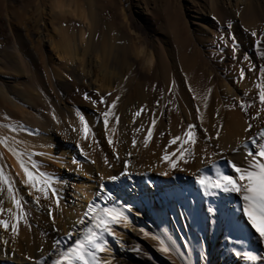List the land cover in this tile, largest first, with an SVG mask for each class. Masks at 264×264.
<instances>
[{
    "label": "rangeland",
    "instance_id": "374dc122",
    "mask_svg": "<svg viewBox=\"0 0 264 264\" xmlns=\"http://www.w3.org/2000/svg\"><path fill=\"white\" fill-rule=\"evenodd\" d=\"M69 1L66 0L69 7L74 9L76 14L79 11L83 12L85 20L81 21L77 17L70 16H67V19L64 18L63 21L58 18H53L51 22L45 19L47 24V31L45 32L51 33V29L54 27L53 24L61 26V34L65 25L70 24V21L74 22L75 25L90 21L89 12L87 11L88 5L80 1ZM250 2H253L255 7L254 19L248 9ZM136 5L141 7V13L139 14L135 11ZM42 6H47V3L42 0H0V82L13 91H33L38 86L45 87L49 93V100L53 101L50 102L51 106H57V108L51 110L52 112L54 110L56 114L57 111H60L59 101H65L70 109L72 108L71 112L74 115V119L70 116L66 118H72L78 126L79 120L75 113L79 110L92 127L91 129L94 130L93 125L98 126L96 131H92L94 134L92 135L93 151L88 150V148L74 149L69 154L71 155L70 164L74 163L75 166L79 163H87L94 166V168H105L110 167V165L113 167L118 160H123V162L128 160L130 164V159L133 156L138 157L141 153L138 142L143 143L144 141V137L140 139L137 132L135 133L138 125L143 122L141 117L146 114L149 118L151 117L152 122L153 112H157L161 108L160 119L162 125L154 138V141H157H155V145L157 144L156 149L151 153L154 158L153 166L143 172L147 176L145 179L149 182L152 180L154 186L159 189L169 186L177 188V184H183L186 179L196 180L198 172L200 175L211 177H215L217 171L233 174L231 168L227 165V161H232L237 166L247 167L249 160L246 154L258 147V144L252 143L249 136H252L259 144H264V139L260 138L261 133H264V112H260V115L257 116V112L264 106L259 102V90L256 88V84L264 80V74L259 71L261 67H264V0H242L234 6L217 0L91 1L90 8L97 16L95 18L98 32L102 29L103 24H111L124 32L133 58L132 72L134 75L139 77L147 70L148 73L154 71L159 57L170 63V56L166 51L165 43L167 36L172 49L175 50L178 45H182L183 48L188 43V48L196 51L199 63L206 74L211 93H213L206 120L200 116L197 118L196 111L192 115V120L187 119L188 115L185 107L179 108L178 105H172L167 101L161 104L162 92L159 81L154 86L158 95L150 97V100L146 103L135 105L130 102L119 104L116 102L111 110L112 115L109 117L107 130V135L112 137V145L108 143L103 117L100 113L107 111V106L112 104L113 100H123L121 94L115 87L110 89L112 92L106 90L98 93L95 92V88H87L83 85V88L87 89L80 95L84 98L87 94L90 99L86 100V104L73 102L72 84L74 81L69 75L68 63L64 59L61 60L56 57L55 54L53 55V52L48 50V45L40 44L41 25L34 20L35 14ZM188 8L193 10L188 11ZM170 9L178 12L186 23L187 29H189V39L186 44H184V33L180 32L181 29L179 31V26L177 24L173 26L172 16L169 18L170 21L169 19L168 21L163 19L165 13ZM30 16H33V24L30 26L32 34L28 38L31 41L33 39V50H37V61H33V64L27 62L22 55L12 33L14 28L19 27L17 22ZM83 23L82 26H84ZM253 31L257 33L256 36L252 35ZM220 37H223V39H220ZM55 38L58 39L57 36ZM234 46L235 51H233ZM245 56H247V59H245ZM77 57L82 56L78 54ZM147 57H150L149 62L146 61ZM71 64H77L83 75L86 73L84 57L78 61H73ZM241 71H243V77L240 75ZM94 72L98 74L99 71L95 68ZM39 73L43 74L44 77H38L40 76ZM179 74L182 77V73ZM87 76H90V73ZM100 82L104 84L102 79L95 84L98 85ZM167 92L169 94L171 90ZM112 93H115L114 99H111ZM101 97L105 101L103 104L99 102ZM93 100L96 101L95 105L92 103ZM2 105L6 106V102L0 97V106ZM242 105L245 107H242ZM20 107L27 111L39 110L33 106L26 107L24 105ZM138 111L140 115L136 116L135 113ZM173 111L181 113L179 118L185 125L193 124L195 126L196 143L190 146L194 155L188 159V163L185 164L183 161H179L178 168L170 170L167 162L161 161V155L165 152V145H167L170 138L183 134L179 131L178 124L176 123L174 127L172 123L171 117L175 113ZM229 111L237 113V116L239 115V124L244 126V129L239 132L240 134L237 132L235 135L238 141L233 149L236 151L234 152L232 149L224 153L218 144L221 132L229 119L232 121L237 119L232 114H228ZM17 114L19 113L14 114L16 119L14 117L12 119L17 120L19 116ZM124 114L126 119L123 120L121 117ZM117 117L119 118L118 121ZM133 120L140 122L135 129H133ZM249 124L252 125V128L245 131ZM114 125L115 132L112 131ZM217 131H219L218 137L216 135ZM161 133H163V136ZM133 139L136 140L135 146L132 143ZM61 145H65V150L70 148L68 142L57 140L54 146L51 145V149L53 148L54 151L59 152ZM141 146L144 147V145ZM185 147L189 146L185 145ZM113 148L115 152H113ZM176 148L177 145H170L168 151L173 152ZM81 149L84 155L81 154ZM128 153H131V155H128ZM51 155L53 154L50 153L49 156L51 157ZM197 159L198 162L204 163L195 166ZM105 160H107V163H105ZM179 168L186 170L180 171ZM90 177V184L88 185L90 189L86 193H82V189L77 186L74 180L56 179L60 186L57 189L60 191V199L67 201L69 197V199L74 200L76 193H79V196H85L84 198L91 203L99 204L96 198L97 192L101 191L100 184L102 182L96 172L91 173ZM168 181L173 184H169ZM103 183L108 186L107 180H104ZM18 188L24 191L25 198H29L25 187ZM139 189H142V187L140 186ZM213 191L215 192L214 195L210 193L205 196L200 188L197 191L192 188H185L177 195L169 194L161 196L155 202H143V206L139 208V215L130 212V226L127 227L128 229L131 226H140L141 229L143 228L145 231L152 233L165 231L176 240L177 247L182 255L166 256L157 250L154 241L145 237L141 232L138 233V236H131L128 229L123 226H116L115 231L119 234L120 239L125 234L131 240V247L123 257V263L264 264V244L258 241L254 230L247 225L246 218L243 217V202L240 199V194L218 189ZM70 195L73 197H70ZM208 204L210 205L204 209L203 206ZM209 208L214 209V211L209 212ZM29 209H32L31 205ZM78 214L81 213L78 212ZM108 239L111 244V252L102 253L101 258L110 260L111 264H120L115 262L119 245L111 237ZM121 241L125 244L124 240ZM136 248L139 251L133 250ZM236 251L241 253L249 251L258 259L248 261L243 255L237 256Z\"/></svg>",
    "mask_w": 264,
    "mask_h": 264
},
{
    "label": "bare ground",
    "instance_id": "6f19581e",
    "mask_svg": "<svg viewBox=\"0 0 264 264\" xmlns=\"http://www.w3.org/2000/svg\"><path fill=\"white\" fill-rule=\"evenodd\" d=\"M42 1L46 2L47 6L40 7V10L35 14L34 20L38 21L41 25L39 35L40 44L48 45V50L52 51L53 55L55 54L56 57L61 60L64 59V61L68 63V72L74 81L72 84L74 91V103L79 104L88 101L81 97L80 94L89 87L95 88V92L98 93H102L106 90L111 91L110 89L115 87L123 99L117 101L118 104L122 102H130L135 105H139L140 103H146L150 100V97L158 95L154 86L155 83L159 81L161 83L162 92L161 104L167 101L172 105H178L179 108L185 107L186 114L188 115L187 119H191L194 111H196L197 114V109H199V116L206 120L208 116V106L211 104L213 93L208 91L210 87L207 83L206 74L199 63L196 51L192 48H188L189 44L187 42L189 39V29H187L186 23L182 20L178 12L170 9L165 13L163 19L164 21H168V19L172 16L174 23H171H173V26L174 24L179 26V31L181 29L180 32L184 33H182L184 35V44H187L183 48L182 45H178L174 50L172 49L169 43L170 41L166 36V51L170 56V63L159 57L154 71L148 73L147 70L141 76L139 75V77H137L138 75L136 76L132 72L133 58L129 51V43L125 38L124 32L120 31L117 27L111 24H103L102 29L99 32L96 30L97 16L90 8L91 1L95 0H70L71 2L80 1L88 5L87 11L89 12L90 21L85 24L82 22L84 26L81 25V22L80 25H75L74 22L70 21V24L65 25L61 34V26H55L53 23L54 27H52L51 33L45 32L47 31L45 19L50 22L53 18H58L63 21L64 18L67 19V16H70L77 17L79 20L81 19V21H84L85 15H83V12L81 11L76 14L74 9L69 7V3L66 2V0ZM217 1H220L221 3H228V5L230 4L233 6L238 2H242V0ZM7 7H9V5H7ZM136 7V13H141V7L138 5H136ZM248 9L251 11L254 19L255 7L253 2L249 3ZM192 10V8H188V11ZM17 24H19V27L13 29V36L16 39L17 46L22 55L25 57L27 62L33 64V61H37V50H33V39L31 41L28 38V36H31L32 34V28H30V26L33 24V16L27 18L24 17L21 21L17 22ZM56 36L58 39L55 38ZM78 54L84 57L86 66V73L84 75L81 73L82 71H79L77 64H71L73 61H78L80 58L82 59V57H77ZM149 58L150 57H147L146 61L149 62ZM95 68L98 69V74L96 72H94L96 74L93 73ZM89 73L90 76H87ZM179 73H182V77ZM39 75L40 76L38 77L40 78L44 77L41 73H39ZM101 79L104 84L101 82L98 85L95 84ZM83 85L87 88L84 89ZM189 87L192 89L191 92L188 90ZM169 88L171 89V92L168 94L167 91ZM48 94V90L45 87L38 86L34 88L33 91H13L0 82V97H2L6 102V106H0V135L7 136L10 142L12 138L20 141V143L15 145V147H17L18 150H27V153L31 154V159L38 162L41 170L47 172L54 178V186L56 189H59L60 187L58 184L59 182L56 181V179L61 180L67 178L69 180H74L77 186L82 189V193H86L88 189H90L88 185L90 184L91 173L96 172L100 177L104 176L105 180H107L106 178L111 175L119 176V174L124 171L123 160H118L113 167L110 165V167L105 168H94V166H90L87 163H79L75 166L73 165L74 163L70 164L69 160L71 155L69 154H71L74 149L78 150L76 147V141L78 139L80 140V148H88V150L93 151V137L91 135L88 139H82L78 136L77 132L72 131L73 127L78 129L79 125L77 126V122L74 123L72 118H66L67 116H70L74 119V115L71 112L72 108L70 109L69 105L66 104L65 101H59L58 107H60V111H57L56 114L54 113V110L52 112L51 110L57 108V106H51L53 101L51 102L49 100ZM114 94L115 93L111 94V99H114ZM206 95L208 98L205 102L204 97ZM205 103L207 105L206 107ZM24 105L26 107H37L39 110H35L34 108L33 109L35 111L21 109L20 106ZM161 109L157 112H153V119L156 120L155 125H152L151 117L149 118L146 114L141 117V120L143 121H141V124L136 120H133L134 122L131 121L134 126L133 129H135L138 124H140L138 125V129L139 127H142L140 128V131H135V133L137 132V135L140 136V139L147 134L148 127L152 126L153 131L151 138L149 139L147 147H142L141 145L144 144L138 142V145L141 147V153L138 157L133 156V158L130 159V164L128 165L129 175L120 176L119 180L116 182H110L107 180L108 186L104 189L105 194L111 191L113 201L118 204L127 203L130 205L132 214L137 215V213H139V208L143 206V202H155L161 196L169 194L177 195L185 188H192L195 191L199 189V186L196 184V180L194 179H186L183 184H177V188L169 186L167 188L160 189L154 186L152 180L149 182V180L147 181L145 179L147 176L143 172L150 169L154 162V158L151 153L156 149L155 146L157 144L155 145L156 140L154 141V138L158 130L161 129L162 125L160 119ZM178 111H173L175 113L173 117H171L172 123L174 124V127L177 123L179 131L184 133L187 129V125L180 121L179 114L181 113H178ZM15 113H19L17 114L19 115L17 120H15L16 118L14 117ZM53 113L57 117L59 123H57V120L52 119ZM229 113L237 119L232 121L228 118L229 120L224 125L221 132L218 144L219 148L223 150L224 153L229 152L236 146L238 140L235 135L237 132L239 133L244 129V126L239 124V115L237 116V113L231 111H229L228 114ZM13 117L15 119H12ZM121 118L123 120L126 119L125 114ZM138 119L140 120V118ZM94 126L95 125H93V128L96 131L98 126ZM13 128L15 131L12 130ZM94 130L92 129V131ZM57 140L68 142L70 148L65 150V145H61L59 152L54 151L53 148L51 149V145L54 146ZM50 153L53 154L51 157L49 156ZM25 159H27V155L25 156ZM196 161L197 163L195 166H199L204 163L201 161L198 162V159ZM0 167H4L5 171L9 172L17 180V187L23 186L19 183V181L23 179V173L19 165H17L16 158L3 145H0ZM17 173H19V176H17ZM168 183L171 185L173 184L171 181H168ZM140 186L142 189H139ZM59 192L60 191H58V193ZM21 195L24 196V191L22 190ZM79 195V193H76V198L74 200L69 199V197L67 198V201L60 199L59 207H57L52 200L45 201L43 199L41 200V207H37L32 203L31 197L25 198V200L28 201L24 207L29 213L27 217L29 226H25V224L21 222L18 225V235L15 239H13L10 229L8 231L0 229V264H34V261L36 260H42L44 264H50V258H54L53 253L57 252L59 248H63L69 243L64 234L73 228L74 222L87 209L88 204L91 203L88 199L84 198L85 196L82 197ZM71 196L72 195H70V197ZM0 199L4 200L3 207L5 209L12 206L7 199L6 193L0 196ZM96 200L99 201L100 205L107 203L98 195ZM99 204L96 203V205ZM30 205L32 209H29ZM209 205L210 204L203 206L204 209H206ZM49 206L52 207L51 218L48 215ZM78 212L81 214H78ZM6 218L7 214L0 215V219ZM78 227L79 226H77V228ZM140 229V226H131L128 230L130 231L131 236H138ZM62 237H64L62 243L57 246V249H54V241L60 240ZM121 240H124L125 244H123V246L118 244L119 247L117 246L118 253L115 255V262L124 264L123 257L131 247V240L129 236L125 234L121 236ZM3 241H7V244H4ZM26 256L31 257V259H26Z\"/></svg>",
    "mask_w": 264,
    "mask_h": 264
},
{
    "label": "snow or ice",
    "instance_id": "6c2138e0",
    "mask_svg": "<svg viewBox=\"0 0 264 264\" xmlns=\"http://www.w3.org/2000/svg\"><path fill=\"white\" fill-rule=\"evenodd\" d=\"M256 32L253 31L252 35L256 36ZM223 39V37H220ZM235 51V46L233 47ZM247 59V56H245ZM260 73L264 74V67L260 68ZM243 77V71L240 73ZM256 88L259 90L258 98L262 106H264V80L256 84ZM171 90V89H169ZM192 91L191 87L188 89ZM211 91L210 89L208 90ZM195 98V97H193ZM207 95L204 97L205 102L207 101ZM84 99H90L85 94ZM118 99V97H117ZM103 104L104 98L101 97L100 101ZM117 100H113L112 104L108 105V110L101 112L100 115L103 117V123L105 127V135L109 145H112V137L107 135L109 117L112 115V108L116 104ZM93 105L96 101H92ZM205 103V107H206ZM242 107H245L242 105ZM260 112H264V107L257 112V116ZM76 116L79 120V128H72L73 132H77L78 136L82 139H88L92 133V129L86 120L85 116L79 111H76ZM136 116L140 115V112L135 113ZM197 118H199V109H197ZM53 120H57V117L53 113ZM118 121V117L116 118ZM57 123L59 121L57 120ZM156 124V120H152V125ZM11 127V126H6ZM71 127V126H70ZM194 125L189 124L187 129L182 135H177L168 140L165 145V152L161 155V161H166L170 170L178 168V162L183 161L187 164L188 159L194 155L191 145L196 143ZM252 125L249 124L245 131H249ZM15 131V129H12ZM115 132V125L112 128ZM135 131H140L136 129ZM153 128L149 126L147 134L144 136V146L147 147L149 139L151 138ZM163 136V133H161ZM219 136V131L216 133ZM261 139H264V133L260 135ZM249 139L253 144H258V147L254 151H249L246 156L249 160L247 167L237 166L232 161H227V165L231 168L233 174H227L220 171L216 172L215 177L200 175L199 172L196 178V184L205 196L215 194L213 190H221L224 192H232L240 194V199L243 202L242 214L246 218L247 225L250 226L257 236L260 243L264 244V144H259L252 136ZM20 141L12 138L11 142L7 136L0 135V145H3L8 149L9 152L16 158V162L19 165L23 179L19 181L27 189V195L32 198V203L37 207H41V200H52V202L59 207L60 196L54 186V178L45 171H42L37 161L31 159V154L27 153V150H18L15 147ZM133 146L136 144V140L132 141ZM177 145V148L173 152L168 151V146ZM188 145L189 147H185ZM76 147L80 148V140L76 141ZM235 152L236 150L233 149ZM113 152L115 149L113 148ZM81 154L84 155L81 149ZM27 155V159L25 156ZM131 155V153H128ZM119 159V157H117ZM107 163V160H105ZM129 161H124V171L119 176L111 175L106 179L110 182H116L120 176L129 175L128 173ZM180 171H185L184 168H179ZM167 174V173H165ZM19 176V173H17ZM101 191L97 193L98 196L102 197L107 203L104 205H95L90 203L83 214L74 222L73 228L64 234L67 237L69 243L63 248H59L57 252L53 253L54 258H50V264H111L110 260H103L101 258L102 253L111 252V244L109 237L117 244L123 246L119 234L115 231L116 226H123L127 228L130 226L129 213L132 211L131 206L127 203L118 204L112 200V193L109 191L105 194L104 189L106 185L103 183L105 180L104 176L100 177ZM7 194V199L11 203V207L5 209L3 207L4 200L0 199V215L7 214L6 219H0V229L12 232L13 239L18 235V225L23 222L25 226H29L28 215L29 213L25 210L24 205L28 202L25 197L21 195V190L17 187V180L9 173L6 172L4 167H0V196ZM209 212L214 209L209 208ZM48 215L52 216V207H48ZM139 215V213H137ZM77 226H79L77 228ZM140 232L155 242V246L159 252L166 256L170 255H182L177 247V242L165 231L159 233H152L145 231L143 228ZM64 237L60 240H56L53 243V248L57 249ZM7 244V241H3ZM139 251L138 248L133 249ZM236 255L243 257L248 261H255L258 259L257 256L253 255L249 251L243 253L236 251ZM31 259V257H25ZM34 264H44L42 260L34 261Z\"/></svg>",
    "mask_w": 264,
    "mask_h": 264
}]
</instances>
